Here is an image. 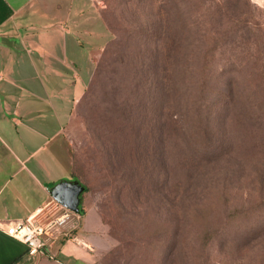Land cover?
I'll list each match as a JSON object with an SVG mask.
<instances>
[{"label": "rangeland", "instance_id": "374dc122", "mask_svg": "<svg viewBox=\"0 0 264 264\" xmlns=\"http://www.w3.org/2000/svg\"><path fill=\"white\" fill-rule=\"evenodd\" d=\"M82 5L67 24L98 51L65 115L52 67L11 84L34 108L36 164L67 180L74 158L88 188L77 250L92 264H264V0ZM199 97L200 112L214 100L203 122Z\"/></svg>", "mask_w": 264, "mask_h": 264}, {"label": "crops", "instance_id": "0c3cea01", "mask_svg": "<svg viewBox=\"0 0 264 264\" xmlns=\"http://www.w3.org/2000/svg\"><path fill=\"white\" fill-rule=\"evenodd\" d=\"M82 3L83 0H0V18L3 11L10 10L0 23V264H92L89 248L79 252L76 246L85 241L80 224L81 194L80 211L73 210L72 219L61 227L56 240L49 241L44 254H30L24 242L4 231L7 222L25 219L32 213L41 220L61 214L63 209L57 207L51 189L63 181L81 182L71 174L66 180L46 173L44 161L36 164L32 141L34 132L40 129L35 126L34 108L29 107L28 99L18 100L19 94L11 84L34 78L26 67H52L51 82L57 93L55 111L65 115L61 99L81 95L85 68L93 51H98L92 43L83 45L80 29L69 26L74 25L78 14L87 13ZM61 66L68 73L73 71L74 77L68 79V75L60 73Z\"/></svg>", "mask_w": 264, "mask_h": 264}, {"label": "built area", "instance_id": "2783aa9c", "mask_svg": "<svg viewBox=\"0 0 264 264\" xmlns=\"http://www.w3.org/2000/svg\"><path fill=\"white\" fill-rule=\"evenodd\" d=\"M57 207L63 212L56 217L38 218L37 213L30 214L25 219L7 222L4 231L24 242L30 254H44L49 241L56 240L61 233V227L72 219L74 211L56 201ZM80 218V215H77Z\"/></svg>", "mask_w": 264, "mask_h": 264}, {"label": "water", "instance_id": "95a60500", "mask_svg": "<svg viewBox=\"0 0 264 264\" xmlns=\"http://www.w3.org/2000/svg\"><path fill=\"white\" fill-rule=\"evenodd\" d=\"M84 186L79 181H63L51 189L54 199L67 208L80 211V194Z\"/></svg>", "mask_w": 264, "mask_h": 264}, {"label": "trees", "instance_id": "16d2710c", "mask_svg": "<svg viewBox=\"0 0 264 264\" xmlns=\"http://www.w3.org/2000/svg\"><path fill=\"white\" fill-rule=\"evenodd\" d=\"M3 3V6H5L6 7V4L4 3V2H2ZM10 14V10H5V11H3L2 12V17L0 18V23L8 16ZM199 15V14H198ZM214 55H215V50H213L211 53H210V57L211 58H213L214 57ZM208 57H209V53H206V54H204L203 55V58H204V60H205V62H204V64H202V68H200L199 69V78H200V81H201V84H200V87H201V90L202 91H204L205 89H207L206 88V86H205V80H207V71H208V67H209V61H208ZM208 61V62H207ZM211 73L212 74H214V75H219L220 73H218V72H214V71H211ZM202 98L201 97H199V99H197L196 100V106H198L197 107V112L199 113V115H197V117H198V121L200 120V122H203V121H205L207 118H208V116L206 115V114H204V110L206 109V111L209 109V107H210V109H213L214 107L212 106L213 104V102L212 101H214V100H211V99H206L205 100V108H204V110L203 111H201L200 112V109H199V107L202 105L201 104V102H200V100H201ZM198 102H199V104H198ZM216 105V104H215ZM227 112H225L224 114H226ZM202 120V121H201ZM209 145V144H208ZM72 165H73V169H72V171H71V175L72 176H74V177H76L77 179H78V174L74 171V158H73V162H72ZM78 180H80V179H78ZM81 181V180H80ZM81 183V182H80ZM83 186H84V184L83 183H81ZM84 190H88V188L86 187V186H84Z\"/></svg>", "mask_w": 264, "mask_h": 264}]
</instances>
